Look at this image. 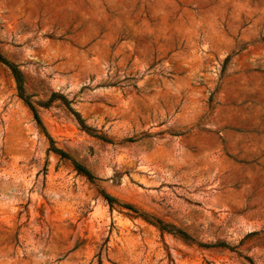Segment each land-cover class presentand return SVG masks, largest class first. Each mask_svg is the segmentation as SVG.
Listing matches in <instances>:
<instances>
[{"label": "rangeland", "instance_id": "obj_1", "mask_svg": "<svg viewBox=\"0 0 264 264\" xmlns=\"http://www.w3.org/2000/svg\"><path fill=\"white\" fill-rule=\"evenodd\" d=\"M0 53V264H264V0H0Z\"/></svg>", "mask_w": 264, "mask_h": 264}, {"label": "trees", "instance_id": "obj_2", "mask_svg": "<svg viewBox=\"0 0 264 264\" xmlns=\"http://www.w3.org/2000/svg\"><path fill=\"white\" fill-rule=\"evenodd\" d=\"M0 63L6 65L8 67V69L10 70L13 78H14V81L16 83V89H17V92H18V96L19 98L24 102V104L28 107V109L31 111L32 115H33V118L34 120L36 121L37 125H39L40 127H42V124H41V120L39 118V115L35 109V107L33 106V104L29 101V98L28 96L25 94V91H24V79H23V76L22 74L20 73V71L18 70V68L16 67V65H14L13 63L9 62L5 57L2 56V54L0 53ZM57 97H60V99H62L63 103L67 106L68 105V102L66 100H64V98H62L61 96H57L56 94H52L51 97L49 98V100L47 101V103L45 105H47L48 103L54 101L55 98ZM68 107V106H67ZM69 111H71V113L74 115V117L76 118V120L78 121V123L80 124V126L82 127V129H86V130H89L88 127H86L81 119H80V116L77 112H75L74 110H72L71 108H69ZM49 141L52 143V141L49 139ZM52 145V144H51ZM51 150L53 153L59 155L60 157H63V158H67V159H70L69 156L63 152L62 150L60 149H57L55 148L54 146H51ZM72 161V165L74 167V169L84 175L85 177H87V179L91 180V179H94V177L92 176V174L89 172L88 169H86L83 165H81L80 163L74 161V160H71ZM101 195L103 196V198L107 201V203L109 204V206H112V203L115 201L114 198L112 196H110L109 194H106L105 192H101ZM126 209H129L130 211H133V212H136V210H134L133 207L129 206V205H126L124 206ZM156 223L159 225V229L161 231H166L168 233H171V234H181L182 235V232H178L177 230H174V228L171 226L168 230V227L167 225H164L162 224L160 221H156ZM185 239H187L186 236H183Z\"/></svg>", "mask_w": 264, "mask_h": 264}]
</instances>
